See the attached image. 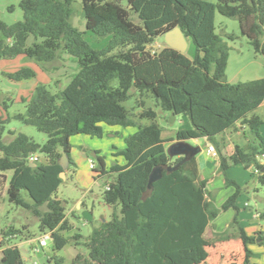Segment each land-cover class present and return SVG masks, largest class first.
<instances>
[{
	"label": "trees",
	"instance_id": "obj_1",
	"mask_svg": "<svg viewBox=\"0 0 264 264\" xmlns=\"http://www.w3.org/2000/svg\"><path fill=\"white\" fill-rule=\"evenodd\" d=\"M124 2V4H123ZM73 0H18L22 18L11 23L0 19V59L23 54L43 68L55 67L66 53L76 62V71L64 86L54 80V90L38 83L25 109L10 117L0 115V201L4 194L15 205L30 212L40 232L48 231L54 248L67 243L82 244L86 253H77L71 264H193L207 258V246L237 238L244 258L250 263L254 253L248 244L264 247V230L247 233L237 219L236 199L239 185L226 176L232 164L253 166L259 184H264V122L255 110L264 100V76L228 82L225 69L229 46L215 32V11L236 17L241 34L264 60V0H81L85 29L71 22ZM135 16L138 21H134ZM179 27L194 46L192 57L165 43L150 45L173 27ZM89 31L107 37L106 43L93 47L85 38ZM226 34L227 39H234ZM11 80L29 79L35 71L22 66L3 72ZM117 85H112V80ZM132 92L138 93L141 110L133 114L124 105ZM172 115L183 114L191 124L176 131V139L204 137L216 150L218 169L225 184L235 186L219 206L201 178L195 156L176 169H162L147 192L149 174L156 165H172L180 156L170 157L161 137L157 111L145 103V97ZM0 101V105L4 104ZM6 110L7 105H3ZM14 118L46 134L43 143L23 132L7 130ZM147 119L148 123L140 122ZM102 124L136 126L124 137V147L116 154L125 163L106 165L104 157L93 150L96 177H106L102 200L112 207L111 218L94 226L87 236L74 232L65 211V200L56 195L62 166V152L70 158V137L88 134L101 137ZM249 132L244 145L235 144L224 153L222 135L227 129ZM237 133V132H236ZM30 153H42L41 163L28 161ZM65 168V169H66ZM11 171L5 186L6 175ZM232 208L235 230L205 236L210 221ZM73 214L75 210H72ZM3 236L19 229H2ZM49 264H63L56 254ZM0 264H26L23 251L16 245L2 250Z\"/></svg>",
	"mask_w": 264,
	"mask_h": 264
},
{
	"label": "rangeland",
	"instance_id": "obj_2",
	"mask_svg": "<svg viewBox=\"0 0 264 264\" xmlns=\"http://www.w3.org/2000/svg\"><path fill=\"white\" fill-rule=\"evenodd\" d=\"M216 1V0H212ZM124 4V2H123ZM13 5L12 9L9 7ZM73 13L71 16V22L77 26L79 29H85V18L82 15V6L81 0H73L72 3ZM0 18L7 22H14L22 18V10L18 5V0H0ZM132 19L136 22L138 21L135 16H132ZM215 23V32L220 34L224 40H226L229 51H228V60L225 69L226 78L232 79L234 82L239 81H247L259 77L264 76V60L263 57L256 53L253 47L250 45L248 38L241 34L239 23L236 17H229L220 14L218 11H215L214 16ZM233 34L234 39L230 40L226 38V34ZM85 38L91 43L93 47L99 48L103 46L107 37H97L94 36L91 32H85ZM264 41V35L262 37ZM163 36H159L156 40L150 45L151 47L158 49L163 46ZM194 52V46L190 40L187 41V47L184 51L185 55L188 57H192ZM0 80L2 78L0 77ZM112 85H117V80H112ZM50 85L51 90H54V80L48 83ZM1 85V81H0ZM124 101V105L126 108L131 111V113L135 114L141 110V106L137 105L136 100L138 99V93L133 94ZM3 101L6 104H9L10 116L16 112H23L25 109L24 102H14L9 98H4ZM145 103L147 106H151L154 110L157 111V122L164 127H179L180 123L178 122L179 117L173 121V115H171L168 111L161 110L155 103L154 99L149 96L145 97ZM257 114L261 116L264 120V106H259L256 109ZM180 115V116H179ZM142 123H148L149 121L145 118L141 119ZM6 130L3 135V139L5 141L9 140L10 134H8V129H15L16 132H23L28 136L32 137L36 142L43 143L46 140V134L42 131L37 130L34 126L29 124H24L19 120L14 118H10L6 122ZM245 134L249 135V132L246 128ZM232 130L231 138H237V134ZM119 133L129 132L128 129L125 128V132L119 128ZM260 132L264 133V123L260 127ZM75 138H77L75 136ZM73 138V139H75ZM112 136L109 134H105L102 138H94L95 142L100 141L103 145L102 151L100 152L98 149L91 148L86 151V160L89 166V161L93 160L96 164V157L94 156L93 150H98V153H101L104 159L110 161L111 157L109 153L110 146L108 145L109 140H111ZM120 136H117L118 142H120ZM238 139V138H237ZM191 143V141L189 140ZM241 145H244L247 140L243 143V138L238 141ZM73 143V154H71L70 150V158L72 160H79L80 153L79 146L75 140ZM243 143V144H242ZM168 146V145H167ZM39 159L36 161L37 163H41L44 159V155L42 153H36ZM196 161L199 165L200 171L207 179V189L210 193H212L214 197V204L219 206L221 202L230 194L235 191V186L230 184H225L224 177L225 175L216 168L217 162L216 158L206 153V150L203 152H198L195 155ZM70 167V166H69ZM73 169V168H72ZM75 173L68 174L63 182L59 184L56 195L58 198L65 200V211L66 215L69 218L72 228L68 231L64 232L65 236H71L74 232H79L83 236H87L89 232L92 230L94 226H96L102 218L109 219L111 209L109 206L102 200L100 196V191H97V195H92L91 193L83 194L84 189L87 186L82 183L77 182L78 175L80 176L81 170L79 165H74ZM92 173L90 174L89 169L86 171V176L82 174V181H86L87 177L91 181L92 175L97 178V184L94 187H100L99 190H102V186L107 181V178L96 177L97 171L94 169H90ZM91 175V176H90ZM226 176L233 179L239 185V192L236 199V205L238 208L237 219L239 224L246 230L247 233H252L253 228L257 225V223H261L263 219H261V213L259 218H255L252 216V213L255 211H264V184H259L256 177V172L253 166L245 167L242 164H232L226 170ZM78 199L84 200L89 206L93 208V219L91 221L85 220L81 216V210L75 206V202ZM71 209L75 210L76 214L71 213ZM235 215V210L229 208L227 210L221 211L216 218L209 222L205 236L210 237L213 236L218 231H223L228 229V231L235 230V225L231 224V221ZM264 215V214H263ZM258 217V216H257ZM20 218H22L20 220ZM8 227H12L14 229H26L24 232L29 233L32 236L31 242H24L21 247L24 256H31L33 260L37 261V264H49L48 257L52 254H56L58 256H62L64 258L63 264H71L73 258L72 248L76 247L79 253L85 254L86 248L82 245H73L71 242L67 243L63 248L56 249L54 248L52 239L49 237L46 239V244L44 246H38V237L43 234L38 229L37 219L25 209L15 205L10 202L6 195L3 196L0 201V234L2 233V229H6ZM262 230V229H257ZM255 230V231H257ZM20 233V231H18ZM17 233V231H16ZM5 236V235H4ZM9 238L6 239V242L16 243L20 241V237H12V235H8ZM5 244V243H4ZM38 246L41 256H38L37 253H33L32 246ZM250 250L254 253L253 256H250V263L255 264H264V247L258 244H250ZM208 251V256L206 259L202 261H196L193 264H241L244 258V250L241 241L237 238H231L228 240L217 241L212 245L206 247ZM26 264H32V262L26 258Z\"/></svg>",
	"mask_w": 264,
	"mask_h": 264
},
{
	"label": "crops",
	"instance_id": "obj_3",
	"mask_svg": "<svg viewBox=\"0 0 264 264\" xmlns=\"http://www.w3.org/2000/svg\"><path fill=\"white\" fill-rule=\"evenodd\" d=\"M13 5H11L9 7V9H12ZM1 19V18H0ZM3 20V19H2ZM5 21V20H4ZM7 22V21H5ZM7 23H11V22H7ZM82 30V29H81ZM187 41L188 39H186V46L185 49L187 47ZM184 49V51H185ZM182 51V52H184ZM22 66H29L31 67L34 71H35V76L29 79H23V80H11L9 78H7L3 72H12L15 71L16 69L22 67ZM76 71V62L75 60L69 56L66 53L62 54V58L61 60L56 64L55 67H48V68H43L41 67L39 64H37L35 61L31 60V59H27L23 54H18L15 57L12 58H3L0 59V77L2 78L1 81V85H0V101H3L4 98H9L11 101L14 102H23V99H28L33 88L35 87L36 84L38 83H46L48 84L50 81L52 80H58V85L59 86H64L70 79L71 75ZM226 80L228 82H234L232 79L226 78ZM136 95V93H133ZM151 99V98H150ZM4 104L0 105V115L3 118H7L10 117V113L8 112L9 110V104H6L5 102H3ZM3 105H7L8 108L5 110L3 108ZM259 106H264V100L263 102L259 105ZM256 112V110H255ZM257 113V112H256ZM172 115V114H171ZM181 115V116H180ZM179 116V120L178 122L180 123L179 127H164L161 125L162 129H161V137L163 139H169L167 142H164L165 148L167 147V145H169V143L173 140L176 139L175 134L176 131L180 128H189L191 126L189 119L183 115L180 114ZM178 118V114L173 115V121H175ZM264 123V122H263ZM262 123V124H263ZM261 124V125H262ZM103 126V130L104 133L101 136V138L106 134H109L110 136H112L111 140H109L108 145L110 146L109 148V153L110 154V161L105 160L106 165L109 166L110 164L116 162L119 164H124L125 160L121 155H117L116 152L124 147V137L127 136L128 134L133 133L136 130V126H120V125H107V124H102ZM261 127V126H260ZM119 128H121L123 131L126 129L129 130V132H125V133H119ZM8 130H14L15 129H8ZM235 132V130H233ZM236 133V132H235ZM237 138H231L232 135V130L231 129H227L222 135H219L218 137H223V141H224V146L222 148L224 153H231V151L233 150V147L235 144H239L241 145L238 141L239 139L243 138V143L248 140V136H246L245 132L240 131L238 133H236ZM262 134L264 135V133L262 132ZM75 136L77 138H75ZM117 136H120V142H118ZM11 138V136H10ZM9 138V139H10ZM75 138V139H73ZM94 138H99L96 136H90L88 134H75L72 135L70 137V143H71V154H73L74 150H73V143L72 141L75 140V142L77 143V146H79V153H80V159L79 160H72V164H70L68 166V168L65 169V177L68 174L71 173H75V169H74V165H79L80 166V170H81V174L80 176L78 175L77 178V182L78 183H82L83 185L87 186V188L84 189L83 194L85 195V193H91L92 195H97V191H100V196L102 193V190L104 189L106 182L104 183V186H102V190H99L100 187H94L95 184H97V178H95L93 175L91 177V181L90 179H88L89 177H87L86 181H82V174H84L86 176V171H88L90 174L92 173V171L90 170L91 168L88 166L87 164V160H86V151L94 148V149H98L100 152L102 151L103 145L100 141L95 142ZM191 141L192 144L195 145H199L200 146V151L199 152H203L204 150H206L207 153V145L211 144L209 141H207L204 137H199V138H191L189 139ZM242 143V144H243ZM100 155H102L101 153H99ZM216 158L217 161V155L213 156ZM73 168V169H72ZM216 168L218 169V162H217V166ZM198 170H199V175L201 178H206L203 174L202 171H200L199 165H198ZM4 174L6 175V181H5V186L7 184V180L11 174V171H6L4 172ZM91 176V175H90ZM5 195V194H4ZM102 197V196H101ZM78 205L80 206V210L81 209H88L89 211H91L92 213V219H93V208L92 206H89L87 203L84 202V200L82 199H78L75 202V206L78 208ZM109 208L111 209V213H112V207L110 205H108ZM71 209V213H72ZM264 211H255L254 213H252V216L255 218H259V215L261 213H263ZM111 213H110V218H111ZM73 214V213H72ZM264 214V213H263ZM261 214V219H263V221L260 223H257V225L253 228V232L257 229H262L264 230V215ZM258 216V217H257ZM109 218V219H110ZM22 218H20L21 220ZM69 219V218H68ZM91 219V220H92ZM90 220V221H91ZM107 220L105 218H102L100 220V222L96 225L99 226L101 224L102 221ZM70 221V220H69ZM24 230L26 229H22L19 232L12 234V237H20V241L16 242V243H11V241L8 243L6 242V239L9 238V236H3V234H0V257L2 255V250L6 247V246H10V245H16L18 247H22L24 242H31L32 236L29 235V233L24 232ZM90 233V232H89ZM5 243V244H4ZM33 247V246H32ZM248 248H250V244H248ZM79 250L76 247L72 248V252H73V257L79 253ZM38 256H41L42 253L38 252L37 253ZM25 258L29 259L30 261L33 260V258H31V256H24ZM73 259V258H72Z\"/></svg>",
	"mask_w": 264,
	"mask_h": 264
},
{
	"label": "water",
	"instance_id": "obj_4",
	"mask_svg": "<svg viewBox=\"0 0 264 264\" xmlns=\"http://www.w3.org/2000/svg\"><path fill=\"white\" fill-rule=\"evenodd\" d=\"M163 41L169 47L175 48L181 52L184 51L186 46V38L183 35L181 29L177 26L171 28L163 34ZM200 149L201 148L199 145L190 143L189 139H175L171 141L166 147V151L170 157L180 156V159L172 165L154 166L149 174L147 192H150L152 182L161 177L163 168H165L167 171L176 169L180 164L194 157L200 151ZM258 159L260 161H263V158L260 156H258ZM57 163L63 168L60 172V177L64 179L65 168L68 165V155L65 152H62L57 158ZM78 208H80L79 205ZM81 216L87 221H90L92 219V213L88 209H82Z\"/></svg>",
	"mask_w": 264,
	"mask_h": 264
},
{
	"label": "built area",
	"instance_id": "obj_5",
	"mask_svg": "<svg viewBox=\"0 0 264 264\" xmlns=\"http://www.w3.org/2000/svg\"><path fill=\"white\" fill-rule=\"evenodd\" d=\"M236 132L238 133L239 130H237ZM207 153H209L212 156H216V150L212 144L207 145ZM38 159H39V157L36 153H30L28 156V161H30V162L37 161ZM263 160H264V158H263ZM89 167L91 169H94L95 163L93 162V160L89 161ZM107 187H108V185L106 184L105 188H107ZM49 237H50V233L48 231L43 232V234L38 237V246H44L46 244V239ZM38 246L34 245L32 247V251L34 254L40 252V249ZM31 262H32V264H37V261H35V260H32Z\"/></svg>",
	"mask_w": 264,
	"mask_h": 264
}]
</instances>
